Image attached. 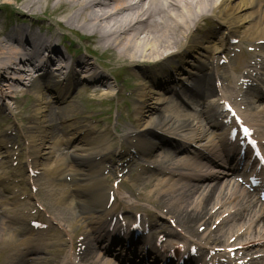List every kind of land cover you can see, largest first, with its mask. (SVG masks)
Returning a JSON list of instances; mask_svg holds the SVG:
<instances>
[{
  "label": "bare ground",
  "instance_id": "bare-ground-1",
  "mask_svg": "<svg viewBox=\"0 0 264 264\" xmlns=\"http://www.w3.org/2000/svg\"><path fill=\"white\" fill-rule=\"evenodd\" d=\"M18 1L26 14L39 10L40 5L45 3V8H50L51 15L63 16L62 20L65 26L71 31L80 29L87 32L86 39L88 38V41L95 45V52L108 53L111 60L126 62L134 68L133 70L139 68L140 75L143 69L146 72L153 69V74L157 76V74H161L158 67L162 62H170L175 57L179 58L182 65H189V70H183L185 72L182 71L183 73L180 75L184 78L182 81L188 85L183 87L179 93L192 103H195L196 100L202 101L216 97L220 92L219 85L230 88L229 85L235 84L232 83L233 81L228 75L221 74L218 65L214 64L215 57L226 51L225 40L218 37L221 28L213 29L211 27V30H206L198 26L199 21H206L207 17H216L226 25L239 26L240 29L245 30L244 42H247L248 46L253 48L260 57L264 56V0H238V2L235 0ZM238 31L235 28L232 30V34L239 33ZM11 33H0V108H7L10 116L22 125L18 132L21 133L24 142H27L25 155L28 174L37 171L40 167L39 170L46 176L48 185L52 188L53 200L61 210L59 214L61 222L66 224L68 229L70 225L77 227L78 233L82 235L80 243L84 249L81 259L92 258L91 264H110L103 258H93L95 257L93 254H96L92 245L94 239L90 237L85 225L81 221L70 220L66 211L88 219L94 215L106 219L114 214L117 206L111 208L115 199L110 206L111 211L107 209L109 200L114 197L113 189L108 187L107 183L120 169L114 166V162L110 159V157H115V143L110 141L108 133L98 136L97 139L93 138L90 131L98 129V127H89L83 136L77 133L71 142L76 150L84 154L83 158H74V155L71 154L63 157L54 154V147L57 145L54 138L63 140L65 131L82 132L85 129L86 121L90 118L78 113L77 108L73 105H64L68 92L60 94L54 100H49L46 94L41 92L32 101L31 106L22 110H18L15 96L16 93L23 96L33 92L32 84L36 81V75L41 74L40 72L43 77H47L48 82H53L56 88L70 90L72 86L74 89L84 87L83 93L91 95L94 99L95 97L116 96L114 93L116 87L112 88L109 82L104 79L103 73L94 68L95 64L93 63L78 59L68 64L65 61L66 58L60 51H57L56 46L58 45L53 43L52 38L38 35L33 28L18 26ZM194 53L200 56L196 65L189 63L187 59ZM260 65L264 69V64ZM240 78L246 79L247 77ZM172 79L171 76L168 77V80ZM234 92L239 94L237 89H234ZM129 97L130 100L137 99L138 102L134 104L132 127H126L123 136L128 147L122 146L117 157L122 159L128 154L127 149L133 150L134 154L129 153L130 163L127 168H123L128 170V176L130 175L132 183L141 187L142 191L151 189L153 183L156 182L154 193L158 198V207H167L168 213L172 218H175L177 224L188 235H195L194 227L197 224L210 226L219 210L214 208L213 215L206 207L218 198L224 197L225 199V191H222V188L216 184H208L206 181L211 176L206 174L190 177L178 175V179L181 180L195 179L197 182L204 183L202 186L197 184L191 186L186 183L180 189H175L177 184L171 182L175 172L164 169L158 171L159 175L166 177L164 180H157V176L154 175L147 177V181L143 182L142 176L147 174V168L142 166V161L139 158L152 160L158 153H163L162 159L165 160V163L177 159L175 154L182 151L183 148L176 146L175 153L167 152L164 150L166 146L158 138V132L184 133V136L188 135L185 140L189 144H199L210 132V128L203 122L199 123L197 117L189 116L176 94L166 97L156 89L155 85L145 86L139 80L133 86ZM260 99L259 95L249 94L245 102L253 106L259 103ZM31 107H34L32 115H30ZM260 114L264 117V109ZM39 116L42 120H46V124H41L47 125L48 132L33 127V121H37L36 117ZM249 117L252 118L253 114L244 115L243 118L250 124ZM213 127L218 128L219 125L214 124ZM88 135H91V139H87ZM0 136L3 139L0 141V151L5 149V145L14 142V139L5 133H0ZM226 141L227 139H225V143H229ZM225 143L219 139L218 145L214 146L222 149ZM159 148L163 149V152L159 151ZM3 152L5 155L1 157V171H3L2 166L7 164V160L12 158L9 150ZM211 152L212 149H210ZM201 161L200 157L193 156L180 163L179 168L201 171L206 165L201 164ZM232 175L230 173V176ZM7 179L5 176L0 177V187L5 190L6 194L4 200L0 199V211H3L0 213V237L4 238L8 233L9 235L6 234L7 239L10 240L12 246H8L7 250L15 251L18 247L28 245V241H20L16 235L17 231L25 232L27 228L20 227L16 219L6 213L8 210L6 208L10 209L20 205L18 199L12 196L10 189L6 187ZM202 188L206 189L207 193L205 196L203 195V198H198L192 209L193 198L191 200L189 198L195 191L202 190ZM237 189V193L231 194L229 199L234 202L238 201L240 209L224 219L221 218L220 224L223 223V227L219 229V233H213L211 238L215 245L221 243V238L225 236L226 231H230L231 228L242 223L245 224L247 221H252L251 215L256 212L257 199L255 196L241 191L238 186ZM143 195H145L144 192L138 193L137 197L143 199ZM172 195H175L185 206L189 205L192 210L187 213L186 207H180L176 203L168 204L164 198ZM257 214L259 218L257 217L256 221L250 222L249 226L245 227L243 235L255 234V229L259 225H264L263 203H260ZM207 216L209 219L205 221ZM252 224L253 227H251ZM156 225L159 231L166 230L164 225L158 223ZM62 232L67 234L66 236H70L71 229L69 232L65 230ZM54 237H56L54 233L49 236L50 239ZM74 243L72 239L71 249H73ZM39 246L40 243H37L38 248ZM35 250V246L30 247L31 252ZM32 256L23 263L16 259L11 264H33L32 262L35 264H62L55 250H49L44 259H32L37 255ZM5 257V260H9L7 254ZM71 262L73 261L71 260ZM66 264L72 263L67 262Z\"/></svg>",
  "mask_w": 264,
  "mask_h": 264
},
{
  "label": "rangeland",
  "instance_id": "rangeland-1",
  "mask_svg": "<svg viewBox=\"0 0 264 264\" xmlns=\"http://www.w3.org/2000/svg\"><path fill=\"white\" fill-rule=\"evenodd\" d=\"M236 2H238V0H235ZM45 3H42L40 5L39 10H35V12L32 13H28L26 14L24 12V10L21 9L20 3L18 0H0V33H5V32H9V30H11L13 27H16L18 25H20V22H27V24H36V26H43V28H45L46 30V34L50 35L52 37L53 40H57V39H61V36H64V41H67V43H71L70 47L72 50H85V48L88 46L86 41H80L81 38L83 37H87L88 33L80 30V29H75L73 31H71L68 27L65 26L64 22H63V16L60 15H51L52 12H50V8H47L45 10ZM10 15V16H9ZM7 19V21H6ZM39 20V21H37ZM214 22H212V24L208 25L213 27V29H218L219 27L221 28L219 30L218 33H221L223 38L227 41L229 38L235 37V44L232 43V40H230L228 42V46H227V50L226 53L222 56H218L216 58V62L219 64L220 68H221V74L224 75H228V77L230 78V80L234 81V83H236V87H240L239 86V82L240 80L239 77L246 74L247 72L250 71L251 73V77H250V81H248L249 79L246 78L245 82H243V86L242 88L245 89V86L247 85L248 88L250 89H254L256 90V92H258L261 96H262V102L258 103V104H262L264 103V95L259 92V89L251 87L250 84L253 83L254 81L257 80H261L264 78V75H261L259 72H253V68L251 66L252 61L254 62H259V59H262V57H260V55H258L256 52L252 51V48H250V46H248L247 42H244L245 40L243 39L244 36V32L245 30L242 29H238L239 33L232 34L231 36H229V34L231 33L230 30L236 27H232L230 26V24L225 25L222 22H216L215 20H213ZM202 25V24H201ZM200 25V26H201ZM239 27V26H238ZM225 28H227L228 30L226 31ZM207 29V28H205ZM80 38V39H79ZM226 41V42H227ZM96 48L95 45H93L92 49ZM91 50V47H90ZM89 50V51H90ZM200 50V49H199ZM98 56H101L100 58L103 60H91V59H86L85 54L82 52L81 55H76L75 58L77 59H86L89 60L93 63L97 65H101L104 66L106 70H102V73L104 74V76L106 77L105 79H107V81L109 82V84L113 87L114 86V93L118 92L119 96H108L105 98H100V97H95V99L91 96V95H87L85 93H83V87L79 88V89H74L73 86L72 88L69 90V96L66 98V103L64 105H73L74 107L77 108V112L80 114H84L86 116H88L91 120H87L85 123V130L82 132H73V131H65L64 132V138L63 140L60 139H55L56 142V146L57 148L54 149V152L57 155L60 156H70L67 154H71L74 155V158H83L84 154L80 153V151L76 150L74 147V144H72V140L75 137V135L78 133L80 136H83L85 134V132L87 131V128L90 126H96L98 127V129L90 131L91 135L93 138H96L98 136H103L105 135V132L109 134L110 139L112 141H114L116 143L115 145V150L119 151L118 147L121 144V142L123 141V135H124V130L126 127H131L132 123H133V113H134V104H137V99H133L130 100L129 98V94L131 92V90L133 89V86L135 84H137L139 82V80L143 83V85L145 86H150L152 87L153 85L156 86V89L159 90L161 92V94H163L164 96H169L172 94V89L175 88V91L177 92L179 90V88L181 89L182 86H187L188 84H186L185 82L182 83V80L184 79L183 77H180V75H182L183 70H189V65H182V61L179 60V58H173L170 60V62H162V65H160V71L163 73L162 74H157V76L155 77L153 75V73L151 72V70H148V72L145 71V69H143V71L141 72V75L139 73V68L133 70L134 68L129 66L126 62H116L114 60H111L109 58L110 55L108 53H102V55H100L101 53L97 52ZM197 53V52H196ZM244 55V57L242 56ZM79 56V57H78ZM96 56V55H95ZM242 56V57H241ZM96 58H99L96 56ZM222 58H226V65H222ZM107 59V60H106ZM189 60V63L191 64H198L197 61H199L200 56L196 55L195 53L192 54L190 57L187 58ZM186 59V60H187ZM221 60V61H220ZM75 61V60H74ZM220 61V62H219ZM238 62V67L239 70L236 71V73L233 71L234 70V66H236V63ZM126 66V67H125ZM126 68L125 70L123 68ZM118 68H121L120 70H116ZM141 68V67H140ZM251 68L253 70H251ZM255 68H262L261 66L257 65ZM238 69V68H237ZM177 75H176V71ZM183 71V72H182ZM243 71V72H241ZM146 72V75H145ZM241 72V73H239ZM171 73V75L169 74ZM117 76H116V75ZM168 75L170 76H174L173 82L170 84H167V80H168ZM113 77H115V79L117 80H113ZM158 77V78H157ZM79 79V76H78ZM177 81H174V80ZM248 81V82H247ZM175 84V86H173V84ZM178 87H177V86ZM241 85V83H240ZM33 86V92H30L28 94L25 95H21L20 93H16L17 95L16 97V104H17V108L18 110H22L24 108H28L29 106H31L32 101L39 96V94L42 92L44 95L46 94L47 98H49V100H54L56 99V97L58 95H60L63 91H66L65 89H61L58 90L57 88L53 87L52 83L48 82V80L43 77H41V75L37 76L36 81L33 82L32 84ZM167 87L168 90L165 91L163 89V87ZM230 88H224L226 92H230L231 90H233V85L230 86ZM246 91V90H245ZM247 95H249V93H246V97ZM180 96L179 98H182L181 95H177ZM183 99V98H182ZM186 104L184 103L183 105H187L186 107V111L187 114L189 116H195L198 118V122H202L203 119L199 116L202 113L206 114L205 116H208V118L215 123L214 120V115L217 111L216 106L214 107V102L211 100H206L200 103H197L195 105H192L190 102H188V100L183 99ZM9 104V103H8ZM243 106H246L244 103H242ZM10 105V104H9ZM12 106V105H10ZM40 107H43V105H40ZM254 107V108H253ZM252 108H248L249 111H244V113L247 112H261L262 109L264 108V104L262 107L260 108H256L257 106H253ZM34 113V107H31L30 110V115H32ZM196 119V118H195ZM37 121H33V127L37 128L39 127L40 130L48 132L49 128L47 127V125H42V124H46V120H42L41 116L36 117ZM196 121V123H197ZM42 123V124H41ZM69 123H72V121H69ZM63 124H66L63 122ZM251 124H255L254 122H252ZM200 125V124H199ZM37 126V127H35ZM18 127H21V125L19 123H17L9 114L7 108H0V133H5L8 136H11L14 139V142L7 144V150L10 151V153L13 155V157L11 158V160L7 163V165L5 166L4 172L0 170V177L5 176L6 178H8L7 180V186L6 187H10L12 193L14 194V196L16 197V199H20L22 205L19 206L18 208H14L12 210H10L9 208H6L8 210H6V213L11 216V218L14 219H19V221L23 218V220L25 221V223H27L30 219L32 220H36V221H40L44 224H46L47 226L51 227L52 230L56 231V232H60L59 230H61L63 227H66V224L61 222V216H59L60 214V208L59 206H57L53 199H52V193L50 192V189L47 185V179L45 177V175H43L41 170H38L37 172L34 173L35 179L34 182H32L33 184L29 183L28 181V172L25 168V152H26V142H24V140L22 139L21 135L19 134ZM38 128V129H39ZM116 128V132L115 133L113 131V129ZM256 128L258 130V132L261 134V129L258 128V126L256 125ZM186 134V133H185ZM91 135L87 136V139H91ZM158 135L161 137V141L163 143H165L167 145V148L165 149L167 152H175L171 149V147L173 146H189V151L191 152L193 149V147L195 148H200L199 146H193L192 144H188L187 141H185V137L188 135L184 136V133H166L165 131L163 132H159ZM0 140H2L0 138ZM212 140V136H207V139L202 141V144H200V146H207L208 147V142H210ZM68 142V143H67ZM19 146V148L17 147ZM186 148V147H185ZM202 149V148H201ZM159 151L163 152V149L159 148ZM6 149H2L0 151V159L1 155H5ZM196 155H201L198 152H195ZM211 157V154L209 152H205V155H207ZM177 156V159L172 161V162H167L165 163V160L162 159L163 157V153H158L156 157H154L152 160L148 159L146 160V163L148 164H144L146 166H149L151 168H155L156 166H160L163 169H167V170H172L175 172V174H185V175H189L192 174L191 171H186V170H179L181 168H179L180 162L186 161L189 154H185V153H178L175 154ZM116 158V157H115ZM115 158L111 157L110 159L113 160V162L115 161V165L117 166H125L127 165V163L129 161L128 157L125 156L122 160L117 161ZM216 163L220 164V161H216ZM39 169H41L39 167ZM211 175L212 174H217L219 171L216 167L211 168V170H209ZM157 172L155 171V169H153V171L151 170V172L149 173L150 175H154ZM146 179V176L144 177ZM158 179H161L160 176L157 177ZM178 177H173L172 181L175 182L176 188L175 189H180L183 185H184V181H180L179 179H177ZM143 179V178H142ZM143 179V182L147 181V179L145 180ZM124 185L122 186V190L120 192H118L117 197H118V203L120 206V208L117 210V212H121V211H129L132 212V214L134 213H146L145 215V220L148 217L149 221H153V222H157V220L159 221V224H163L166 226L167 230L170 233H174L177 234L178 236H180L179 238H181L180 240L187 242V243H192L194 240H196V245L198 247H202L204 249H207L208 247H210L211 245L208 244V242H206L203 238H200L199 240L193 239V237L184 234L183 232H181L180 230L176 229V228H172L170 227V225L168 224V220L166 219V217L171 218L169 215L165 214V209H163L162 211L160 209H156L155 205H153V201L156 200V194L154 193V189L155 186L157 185L156 182L153 183L151 189L148 188L146 190H142L141 191V187L137 186L140 189V192H144L145 195L144 196V200H140V199H135L134 197H129L128 196V191H133L135 193H138L137 191H139V189H136V187H133V184L131 181H129L126 177L124 178ZM233 182H235V180H233ZM112 181H110L108 183V185H112ZM189 184H194V182H188ZM218 183L221 184V188L222 191H225V199L224 197L218 198L215 201H212L210 203V205L207 208V210H209L210 214L214 215V208H218V216L215 215V217L213 218L211 224L209 227H206L207 225H204L203 227L200 226V224L198 226H196V230H199V234L200 236H205L206 234L211 233V235L213 234L214 230L215 233H219V229H221L223 226L221 223L220 225H218V222L220 220L219 217H224L225 215L229 214L230 212H234L235 209H237L238 207H236V203L232 202L229 199V195L233 192V186L230 184L228 185L226 181L223 180H219ZM233 184V183H232ZM226 187V188H225ZM207 193V190L202 188V190H198L195 191V193H193L189 198V200H191L192 198V209L195 207V202L198 201V198H203V195L205 196ZM4 189L2 187H0V198L2 200H4L6 197V195H4ZM122 200V201H121ZM164 200L170 204L173 205L174 203L178 204L180 207H186L185 209L187 210L186 212L188 213L189 211H191L192 209L189 208L188 206H185L182 201L178 200L175 195L172 196H168L165 197ZM188 200V201H189ZM187 201V202H188ZM167 209V207H165ZM221 208V209H220ZM3 212V211H2ZM0 211V213H2ZM162 212V213H161ZM67 216L70 220L74 221V220H79L75 217V215H73L72 212H68L66 211ZM165 215H164V214ZM5 214V211H4ZM127 214V213H125ZM133 216L131 215V222L133 221ZM142 218V217H141ZM219 218V219H218ZM209 219V216L205 217V221ZM218 219V220H217ZM83 222V221H82ZM249 221L245 222V224H247ZM244 223L237 225L233 228L230 229V231H226L227 233L225 234V236L223 237V241L226 240H230L233 238L237 237L235 236L236 234H238L240 231H242L243 229H245V225ZM157 227H154V229H156ZM70 229L72 231H74V228L70 227ZM203 230L207 231L204 232ZM259 230V228H258ZM258 230L256 232V234L258 233ZM75 232V231H74ZM8 234V233H6ZM5 234L4 238L0 237L3 239V241H1L2 239H0V264H4L3 263V259L5 258V255L7 254L6 251H4V248L8 247V246H12V243L10 242L9 239H7V235ZM34 234V239L39 236L36 233ZM9 235V234H8ZM45 235L41 236L40 238H44ZM235 236V237H234ZM27 237H29L28 235L24 234V235H18L17 239L22 240V239H26ZM82 238V237H81ZM79 238V240L81 239ZM171 239H168V243L173 242L175 239H177L176 236H172L169 237ZM248 235H243L242 237H240V242H244L246 239H248ZM47 238L44 239L45 243L50 244L51 247H54L56 249H58L61 246V249L65 252H67V254L65 256L68 255L69 252V242H68V237L59 233V240L62 242L61 245L58 244H52L51 242L46 240ZM251 239V238H249ZM99 242V241H97ZM98 245L100 246V249L102 250H106L107 248H110L109 245L107 244L106 241L104 242H100L98 243ZM134 247H136V244H133ZM77 246H79V243H77ZM128 246V245H126ZM47 249V248H45ZM60 249V250H61ZM78 247H74V251L76 254ZM112 255H110V257H112L115 261H123V257L118 254L120 252H118V248L113 246L112 248H110ZM98 249H96V253L98 254ZM119 251H121L122 253L125 251L123 249H119ZM24 248L21 249V254L18 256H22V254H24ZM96 254V255H97ZM10 255V253L8 254ZM40 257H44V254L42 253L41 255H39ZM65 256L63 257V260H65ZM16 258H18L17 256H12V260L14 261ZM10 259V260H11ZM9 262V261H8ZM7 262V264H9Z\"/></svg>",
  "mask_w": 264,
  "mask_h": 264
}]
</instances>
